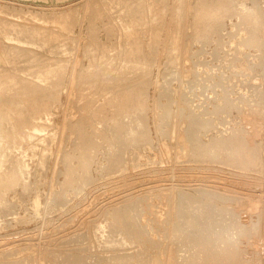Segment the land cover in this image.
Here are the masks:
<instances>
[{"label":"rangeland","instance_id":"obj_1","mask_svg":"<svg viewBox=\"0 0 264 264\" xmlns=\"http://www.w3.org/2000/svg\"><path fill=\"white\" fill-rule=\"evenodd\" d=\"M200 1L0 0V264H188L196 248L173 215L185 191L211 200L210 228L236 233V264H264L261 0H208L219 12L205 16ZM237 47L249 61L233 72ZM222 92L236 108L210 113ZM184 103L215 119L200 139L237 126L260 162L194 155L190 113L172 112Z\"/></svg>","mask_w":264,"mask_h":264},{"label":"bare ground","instance_id":"obj_2","mask_svg":"<svg viewBox=\"0 0 264 264\" xmlns=\"http://www.w3.org/2000/svg\"><path fill=\"white\" fill-rule=\"evenodd\" d=\"M188 2H189V0H187ZM210 1H212L213 2V0H210ZM215 1V0H214ZM218 0H216L215 2H214V4H216V2H217ZM220 1V0H219ZM237 1V0H236ZM257 1V0H256ZM256 1H254L255 3H256ZM192 2V1H191ZM196 2V1H195ZM207 2H208V0H201L200 1V6H196V7H202L203 9H201L200 11L201 12H203L204 13V16H205V14H207V13H209V11H210V8H214V6H215V8H214V10L216 9V5H214L213 6V4L211 3V5L213 6V7H210V8H208L209 7V4L207 5ZM221 2L222 1H220V3H218V6L220 7V5L219 4H221ZM224 2V1H223ZM230 2V1H229ZM231 2H232V0H231ZM243 2H245V1H243ZM259 2H261V3H257V4H259L258 6H256L255 4V7H256V15L255 16H257L258 17V20H260L261 22H262V24L264 23V0H261V1H259ZM263 2V3H262ZM193 3V2H192ZM191 3V5L192 6H194L193 4ZM199 3V2H198ZM210 3V2H209ZM224 3H227V4H225V5H229L228 4V2H224ZM224 3H222V4H224ZM242 3V2H241ZM188 4H190V2L188 3ZM196 4V3H195ZM221 4V5H222ZM244 4V3H243ZM210 5V6H211ZM174 7H175V5H173ZM178 6V5H177ZM189 6V5H188ZM191 6V7H192ZM247 6L249 7V3L247 4ZM179 7V6H178ZM222 7V6H221ZM220 7V9H222ZM224 7V6H223ZM230 7H231V5H230ZM177 8V7H176ZM175 8V9H176ZM195 7H192V9H194ZM229 8V7H228ZM228 8H226L225 7V9L224 10H227ZM239 8V7H238ZM207 9H209V11L207 10ZM217 9H218V11H216L217 12V14H218V12H219V8L217 7ZM241 9H243V8H240V10ZM195 10H196V8H195ZM228 10H230V8L228 9ZM239 10V11H240ZM245 10L247 11V10H249L247 7H245ZM177 11H178V9H177ZM176 11V12H177ZM198 11H199V9H198ZM200 11H199V13H200ZM208 11V12H207ZM212 11H213V9H212ZM243 11H244V9H243ZM242 11V12H243ZM174 12V11H173ZM224 12V13H223ZM222 12V10H221V15H220V17L219 18H221V16H222V14H227L226 12H228V11H223ZM248 12V11H247ZM178 13H179V11H178ZM203 13H202V16H203ZM233 13V12H232ZM239 13H241V12H239ZM246 13V12H245ZM209 14H212V12H210ZM215 14V15H214ZM237 14H238V12H237ZM174 16V18L176 19V17H175V14H173ZM179 15V14H178ZM200 15H201V13H200ZM241 15H242V13H241ZM241 15H239V16H241ZM207 16V15H206ZM211 17H217V15H216V13L214 12L213 13V16L212 15H210ZM233 16V15H232ZM207 17H209V16H207ZM225 17V16H224ZM224 17H222V18H224ZM173 18V19H174ZM218 18V17H217ZM222 18H221V20H222ZM225 19V18H224ZM177 20H178V18L176 19V21L175 22H177ZM256 20V19H255ZM213 21V20H212ZM215 22L216 21H218V19L216 20H214ZM223 21V20H222ZM257 21V20H256ZM222 23V22H221ZM260 23V22H259ZM226 24V23H225ZM224 24V25H225ZM260 26H262L261 24H259ZM264 25V24H263ZM259 26V27H260ZM264 27V26H263ZM263 27H260L259 28V32H258V34L256 35V39H255V42H254V44L255 45H257V46H262L263 44H264V29H263ZM241 31V30H240ZM246 31V30H245ZM247 32V31H246ZM244 33V32H243ZM231 34V33H230ZM229 34V35H230ZM228 35V34H227ZM228 35V36H229ZM231 36H233V35H230L229 37H231ZM223 37H224V35H223ZM220 38H222V35L220 36ZM232 38V37H231ZM235 38L237 39H239L238 41L239 42H237L238 43V45L237 46H240L239 44H244V42H242L241 40H242V38H241V35L240 34H238V35H235ZM235 38H233L232 39V41H230V43H233L234 41H235ZM254 40V39H253ZM222 41V40H221ZM228 41H229V39H228ZM222 43H223V45L224 46H226V43H228L227 41H226V43L225 42H223L222 41ZM221 46H223L222 44H220ZM241 45V46H242ZM246 45V44H245ZM223 46V47H224ZM247 46V45H246ZM264 46V45H263ZM175 47V46H174ZM173 47V48H174ZM245 47V46H244ZM251 47V46H250ZM256 47V46H255ZM176 48V47H175ZM174 48V49H175ZM173 49V52L172 53H174L175 52V50L177 49H175L174 50ZM242 49V48H241ZM245 49V48H244ZM243 49V51H245ZM259 49H262V53L264 54V52H263V48H259ZM221 50H223L222 48H221ZM220 50V51H221ZM224 50H225V48H224ZM240 51V49L237 47V50L235 51V52H233V53H231V55L233 54V56L234 57H232L231 59H230V68L232 69V71L233 72H235V67L236 66H238V61H240L241 62V60L240 59H242V57L244 58V57H246V59L249 57V56H242L241 58H239V55H236V52L237 51ZM177 51V50H176ZM238 51V52H239ZM243 51H241L242 53H243ZM258 51V50H257ZM242 53H241V55H242ZM259 53V56H261L260 55V52H258ZM177 53H175V55H176ZM228 54V53H227ZM235 54V55H234ZM238 54V53H237ZM246 54V53H245ZM175 55H174V57H175ZM225 55V54H224ZM247 55H248V53H247ZM250 55H251V53H250ZM222 56V55H221ZM254 56H256L255 54H254ZM264 56V55H263ZM262 56V57H263ZM176 58H177V55H176ZM224 60H226L225 59V57L223 58ZM245 59V58H244ZM252 59H254V58H252ZM178 60V59H177ZM248 60V59H247ZM262 60V62L264 61L263 60V58L261 59ZM222 61V60H221ZM227 61V60H226ZM249 61V60H248ZM255 61V60H254ZM259 62V61H258ZM261 61H260V64L262 63ZM224 63H225V61H224ZM242 63V62H241ZM240 63V64H241ZM249 63V62H248ZM253 63V62H252ZM255 63H257L256 61H255ZM226 64V63H225ZM247 64V63H246ZM254 64V63H253ZM253 64H252V66L251 65H248V67H250L251 66V69H253L254 70V68L255 67H253ZM262 64H264V63H262ZM229 65V64H228ZM256 65V64H255ZM226 66V65H225ZM258 66H261V65H258ZM263 67H264V65H262ZM228 67V66H227ZM240 67V66H239ZM245 66H243V68H244ZM246 68V67H245ZM256 68H257V66H256ZM229 69V68H228ZM250 69V68H249ZM262 69V68H261ZM230 70V69H229ZM260 70V69H259ZM258 70V71H259ZM231 71V72H232ZM255 71V70H254ZM253 71V72H254ZM42 72V71H41ZM221 72H223V70L221 71ZM256 72V71H255ZM254 72V73H255ZM260 72V74H262L261 73V70L259 71ZM258 72V73H259ZM40 73V72H39ZM44 73V72H43ZM42 73V74H43ZM46 73V72H45ZM221 75L220 76H223L222 75V73H220ZM231 74V73H230ZM236 74V73H235ZM40 75V74H39ZM38 75V73H37V75L36 76H39ZM225 75V74H224ZM237 75V74H236ZM227 76L228 75H226V77L225 78H227ZM231 77L230 78H232V74L230 75ZM215 78V77H214ZM257 78V77H256ZM222 78H220L219 80H217L219 83L221 82V83H223L222 81H220ZM233 79V78H232ZM228 82V81H227ZM1 83V82H0ZM221 83H220V85H221ZM3 84V83H2ZM223 86V85H222ZM226 90H223V92H225ZM228 91V90H227ZM233 91V90H232ZM222 92V93H223ZM229 92V91H228ZM234 92V91H233ZM218 93V92H217ZM227 93V92H226ZM226 93H223L224 94V96H222V102H220V103H218V104H216V106L215 105H213V108H214V110H208V109H206V111L208 110V111H210V113L213 111L215 114H216V112L218 111V109H219V107H224V106H227L228 107V104H229V106L230 105H232L233 103L231 102V100L233 99V97H232V99L231 100H229V96H228V94L227 95H225ZM230 93V92H229ZM232 93V92H231ZM217 95V94H216ZM215 95V96H216ZM218 96V95H217ZM220 96V95H219ZM174 97V96H173ZM172 97V98H173ZM228 97V98H227ZM215 97H213V99H214ZM220 98V97H219ZM205 101V100H204ZM203 101V102H204ZM202 102V103H203ZM217 102H218V100H217ZM235 102V101H234ZM175 104V103H174ZM237 104V103H236ZM239 104V103H238ZM238 104L236 105V106H238ZM186 105V103H184L183 104V107L182 106H180V108H178L179 109V111H176V108H173L172 109V112H173V116H175V115H178V114H181L183 117L182 118H184L183 120H186V115H188L189 113V115L187 116V122H188V124L186 123V121H185V129H183L184 130V138H185V142H190V141H188L189 140V138L191 139V140H194V143H193V141H191L190 143H193V145H192V147H189V148H192L190 151H192L193 152V154L194 155H197V156H201V157H203L204 159H205V157L206 156H210V157H217V158H220V160L221 161H224V163H226V164H229V165H231V166H235V167H242V166H244V165H246V164H249V163H252V164H258L259 162H260V154H259V152H257V150H256V146H255V144H256V142H255V140L256 139H254V141L253 142H251V141H249V139H250V137H251V139H252V136H250L249 137V139H248V136H247V134H245L244 132H242V131H238L235 127H237V126H233V127H231V129H230V131L228 132V133H226V132H224V133H226V134H214L213 133V131H212V134H214V135H210L211 134V132H210V134H209V137L207 138V140H203V139H200V138H202V137H199V135H200V133L203 131L204 133H205V130H206V132H208L209 130L208 129H211V126H212V128L214 129V125H215V123H214V121L213 120H215L214 119V117H213V115L211 116V117H202L199 113L198 114H196L195 112H193V113H195V114H192L191 112L192 111H194V109H190V112H189V109H188V111L187 112H189V113H185L184 111H186V110H184V106ZM191 105V104H190ZM234 105V104H233ZM232 105V108H231V110L235 107V106H233ZM174 106H176V105H174ZM187 106H188V103H187ZM197 106V105H196ZM203 106V105H202ZM208 106V105H207ZM215 106V107H214ZM177 107H179V105H177ZM188 107H190V106H188ZM187 107V108H188ZM199 107V106H198ZM185 108H186V106H185ZM207 108V107H206ZM229 107H228V109L227 110H229L230 109ZM236 108V107H235ZM239 108V107H238ZM183 110V112H182V110ZM205 109V107L203 108H201V110H204ZM220 109H222L223 110V108H220ZM219 109V111H221ZM225 109V108H224ZM200 110V109H199ZM200 110V111H201ZM231 110H229V111H231ZM207 111V112H208ZM216 111V112H215ZM202 112V111H201ZM204 112V111H203ZM212 112V113H213ZM209 113V112H208ZM180 115V116H181ZM204 115H206V112H205V114ZM179 116V118H181ZM176 117V116H175ZM181 118V119H182ZM175 122L178 120V118L175 120V119H173ZM180 120V119H179ZM174 121H173V124H174ZM257 122V121H256ZM177 123H178V125H180L182 122L180 121V123L177 121ZM255 124V123H254ZM253 124V125H254ZM257 124H259L258 122H257ZM175 125H176V123H175ZM174 125V126H175ZM260 129L262 128V126H263V123H260ZM183 127V128H184ZM217 126H215V128H216ZM254 127H256V126H254ZM254 127H252V128H254ZM177 129V128H176ZM175 129V130H176ZM254 129H256V131H257V128H254ZM183 130H181V132L183 131ZM220 130V129H219ZM218 130V131H219ZM250 130V129H249ZM254 131V130H253ZM256 131H255V134H256ZM179 132V131H178ZM202 132V133H203ZM222 132V131H221ZM221 132H218V133H221ZM249 132V131H248ZM259 132V131H258ZM175 133V132H174ZM260 133V132H259ZM258 133V134H259ZM176 134V133H175ZM249 134H252L251 132L249 133ZM254 134V133H253ZM261 134V133H260ZM177 135V134H176ZM181 134H180V132H179V135L178 136H180ZM81 137H82V135H80ZM173 136L176 138V136L173 134ZM258 136V135H257ZM205 137V136H204ZM81 139V138H80ZM1 140V139H0ZM4 141V140H3ZM177 141H178V139H177ZM182 142H184V141H182ZM2 143V142H1ZM178 143V142H177ZM186 143V144H187ZM182 144V143H181ZM185 143H183V145H184ZM2 145H4L3 143H2ZM179 145V144H178ZM178 145H177V147H178ZM188 145L190 146L191 144H189L188 143ZM180 146V145H179ZM182 146V145H181ZM183 147V146H182ZM185 148L187 147V146H184ZM188 148V149H189ZM182 149V148H181ZM182 151V150H181ZM186 151H187V148H186ZM187 152H189V150L187 151ZM186 152V153H187ZM182 153V152H181ZM207 189H203V191H206ZM201 191V190H200ZM203 191H202V193H203ZM209 191V190H208ZM176 192H177V190H176ZM209 192H211V190L209 191ZM214 192V191H213ZM201 193V194H202ZM212 194V193H211ZM36 195V194H35ZM191 195V193H189V192H187V191H185L182 195H181V199H180V202H179V204H181L180 206H174V208H173V215H174V217L175 218H178L180 221H179V223L176 225V228H178V229H182V230H184L183 231V233L185 234V236L187 235V236H189L188 237V239H189V241L190 242H192V246L193 247H195L196 248V250H195V248H193L192 249V251L193 250H195L191 255H190V259H189V263L188 264H202V259H205V260H207L208 261V264H226L225 263V261H233V262H235V264H236V261H234V260H232V259H234V258H237V254H238V252L240 251V249L241 248H239V244L237 245L236 243H239V241H237L236 242V240L234 239L236 236V233H235V235H231L230 233V235H229V237H223V235H224V230H223V232H222V234L221 233H219L218 232V229L216 230V229H214L215 227H212V228H210L211 227V224H212V221H210L209 220V216L208 215H206V211H205V208H207V207H211V205H212V203H210L211 202V200L210 199H208V200H210V201H205L206 199H207V197H205V200H204V202L203 203H201L202 201H203V197L201 198V197H199V198H201L202 199V201H198V203H200V204H203L202 206L199 204H197L196 203V206H195V202H197V200H199V198L197 199H194V196L193 197H191L190 196ZM215 195V194H214ZM201 196V195H200ZM202 196H205V192H204V195H202ZM211 196V195H210ZM209 196V197H210ZM216 196V195H215ZM233 196V195H232ZM231 196V198H233L234 199V197H232ZM212 197V196H211ZM213 198V197H212ZM200 199V200H201ZM36 201V200H35ZM193 201H195V202H193ZM40 202V201H39ZM194 204V205H193ZM198 205V206H197ZM189 215H192L191 217H189ZM234 216H235V218H237L238 219V217L239 216H237L236 217V215L234 214ZM234 218V219H235ZM233 219V218H232ZM237 219L235 220L236 222H237ZM239 220L240 219H238V222H239ZM232 221V220H231ZM231 221H230V223H231ZM236 222H232V223H235L236 224ZM237 222V223H238ZM230 223H229V225H230ZM240 223H241V221H240ZM240 223H238V224H240ZM237 224V225H238ZM243 224V223H242ZM228 225V224H227ZM236 225V226H237ZM244 225V224H243ZM213 226V225H212ZM222 226V225H221ZM235 226V225H234ZM235 226V227H236ZM240 228H241V225H238ZM237 226V227H238ZM103 227H104V225H103ZM223 227V226H222ZM243 227V226H242ZM226 228H228L227 226H226ZM244 228H245V226H244ZM99 229H102L101 227L99 228ZM224 229V228H223ZM231 229V228H230ZM237 229V228H236ZM241 229H243V228H241ZM103 230V229H102ZM245 230V229H244ZM97 231V230H96ZM218 232L217 233V242L214 244L212 241H211V235L213 234V233H215V232ZM228 231V230H227ZM234 231V229L232 230V232ZM239 230H237V232H238ZM124 232V231H123ZM123 232H121L120 234L121 235H119L121 238H122V236L125 234H123L122 235V233ZM221 232V231H220ZM228 232H230V231H228ZM182 233V234H183ZM128 234V233H127ZM129 236V238H131V236H132V234L130 235H128ZM128 236H127V238H128ZM183 236V235H182ZM124 237V236H123ZM126 237V236H125ZM133 238H135V236L133 235L132 236ZM238 237H239V235H238ZM237 237V238H238ZM103 238H105V237H102V239ZM109 238H111V237H109ZM127 238H125V239H127ZM112 239V238H111ZM111 239H109V240H111ZM120 238L118 237L117 239H112L113 240V242L112 243H114V241L115 240H119ZM123 239V238H122ZM121 239V240H122ZM124 239V240H125ZM186 239H187V237H186ZM123 240V241H124ZM127 240H129V239H127ZM127 240H126V242H127ZM134 240V239H133ZM232 240H234V242L232 241ZM122 241V242H123ZM110 242V244H112ZM119 242V241H118ZM125 242V241H124ZM116 243H117V241H116ZM115 243V244H116ZM130 243V242H129ZM223 243V244H222ZM118 244V243H117ZM121 244V243H120ZM124 244V243H123ZM127 244V243H126ZM191 251V252H192ZM134 255H132V257H133ZM112 257V256H111ZM134 258H135V256H134ZM113 259V258H112ZM235 260H237V259H235ZM112 261H114V260H112ZM111 261V262H112ZM116 263H117V261H116ZM115 263V264H116ZM112 264H114L113 262H112ZM117 264H120L119 263V261H118V263ZM122 264V263H121ZM228 264H230L229 262H228Z\"/></svg>","mask_w":264,"mask_h":264}]
</instances>
